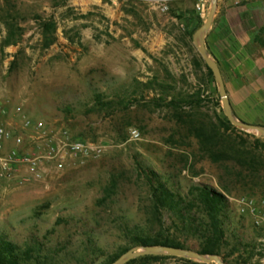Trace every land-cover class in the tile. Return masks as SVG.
<instances>
[{"label": "rangeland", "instance_id": "obj_1", "mask_svg": "<svg viewBox=\"0 0 264 264\" xmlns=\"http://www.w3.org/2000/svg\"><path fill=\"white\" fill-rule=\"evenodd\" d=\"M210 8L211 0H0V124L33 157L62 139L59 129L100 149L61 168L45 159L39 176L0 161L5 240L54 264H107L129 246L126 231L145 223L144 171H153L183 193L192 184L223 192L222 181L224 252L233 251L223 261L264 264V165L262 178H246L232 162L209 161L190 133L224 132L215 78L193 40ZM206 44L235 115L264 126V0H219ZM237 130V148L264 162V137ZM175 258L153 264H189Z\"/></svg>", "mask_w": 264, "mask_h": 264}, {"label": "trees", "instance_id": "obj_2", "mask_svg": "<svg viewBox=\"0 0 264 264\" xmlns=\"http://www.w3.org/2000/svg\"><path fill=\"white\" fill-rule=\"evenodd\" d=\"M211 53V52H210ZM207 67V66H206ZM208 73L213 76L208 69ZM224 132L199 126L192 127L190 133L197 139L200 150L214 164L232 162L237 168L247 171L246 178H262L259 168L264 165L260 156L254 155L239 144L236 128L225 117L221 119ZM259 125V124H258ZM229 131H231L229 133ZM246 170V171H245ZM240 174V173H239ZM150 189L149 213L143 226L126 231L129 246L115 255L111 264L132 248L142 246H172L194 250L202 255H219L226 261L224 249L229 241L226 233L229 202L226 194L228 187L219 182L223 192L204 184H192L187 193L169 186L153 171H144ZM237 244L233 250L240 248ZM33 248L19 251L10 241L0 235V264H54L51 258L34 257ZM177 259L172 256H146L134 259L127 264H153L161 260ZM189 264H202L185 258H178Z\"/></svg>", "mask_w": 264, "mask_h": 264}, {"label": "water", "instance_id": "obj_3", "mask_svg": "<svg viewBox=\"0 0 264 264\" xmlns=\"http://www.w3.org/2000/svg\"><path fill=\"white\" fill-rule=\"evenodd\" d=\"M218 5H219V0H211V8L205 23L195 32L193 36L195 47L199 52L200 56L202 57V59L204 60L206 66L212 72L215 78L217 89L223 107V112L226 118L228 119V121L235 128L243 132L252 133L264 137V126L244 122L235 115L230 102L229 95L226 90V86L224 83L220 66L207 47L206 44L207 35L210 32V29L216 17ZM146 256H172V257H180L189 260H194L202 264H213V263L225 264L223 259L216 254L202 255L194 250H188V249H182V248L164 246V245H159V246L150 245V246L132 248L129 251L122 254L118 259H116L111 264H127L134 259H138Z\"/></svg>", "mask_w": 264, "mask_h": 264}, {"label": "built area", "instance_id": "obj_4", "mask_svg": "<svg viewBox=\"0 0 264 264\" xmlns=\"http://www.w3.org/2000/svg\"><path fill=\"white\" fill-rule=\"evenodd\" d=\"M3 114L0 111V115ZM24 126L26 128H34L41 132L39 138H44L48 135L46 127L43 122H32L27 117H24ZM56 135L62 139L56 142V145L50 149L46 155L31 156L28 153L22 152L23 139L21 136H15L12 131L0 124V161L4 169L17 170L18 165L27 166L28 171L39 176L42 168V161L45 159L55 160L58 162V167L63 166V161L69 158L85 159L96 157L100 153L97 146L85 142L81 139L70 136L68 130L59 129ZM14 143L13 149L7 156H3L2 152L7 142Z\"/></svg>", "mask_w": 264, "mask_h": 264}]
</instances>
